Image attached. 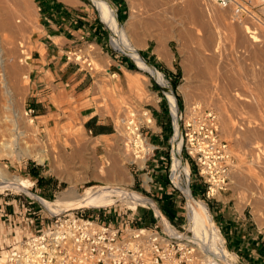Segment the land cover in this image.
Returning a JSON list of instances; mask_svg holds the SVG:
<instances>
[{
	"label": "rangeland",
	"instance_id": "374dc122",
	"mask_svg": "<svg viewBox=\"0 0 264 264\" xmlns=\"http://www.w3.org/2000/svg\"><path fill=\"white\" fill-rule=\"evenodd\" d=\"M0 1H1L0 7H7L16 13L17 11L20 10L18 6V0H14V1L0 0ZM19 1L21 2L24 1L26 3L28 2L27 4H30V8H31V9L29 8V12H28V19L31 25L29 26L30 27L28 32L29 34L27 33L28 34L27 48H29L27 52L30 51L31 54V51L33 49V38L37 33L40 32V28H41L40 16H39L40 14L37 4L34 2V0H19ZM106 1L109 3L113 11L115 12L116 10L111 5L110 0H106ZM131 1L132 0H118V3H121V6L123 7L125 12L122 15L119 14L120 16L117 19L116 25L123 26L126 20L128 19L131 12ZM202 1L200 0V3L202 4L203 7L207 6L205 10L208 13L210 12L209 9H212L214 7L215 8L218 7L217 9L219 10L223 9L217 12V14L215 13L212 14L211 20L213 21L211 22V24L213 29L217 27L219 31L221 32L223 31L224 33H227V24L229 21L232 20L230 19V16L231 18H233L232 21H235L234 17H232L233 14L232 7L223 8L221 5L215 3L212 0H207V1L202 0ZM239 1L243 2L249 8V10H247L246 13L242 14L241 19H243V22L245 23L246 21V24L255 27L258 33L257 35L260 36L261 38L264 37V32H263L264 31V0H239ZM184 2L185 0H179V1L176 0L175 8L176 9L180 8L179 10L181 11L186 10L183 9L186 8ZM94 3L96 4L95 1ZM98 9L101 13V19L105 21V15L102 16L104 10L100 8ZM96 15H97V20H99L100 16L97 9H96ZM218 16H220L221 18ZM247 17L251 19H248ZM201 23L203 22L200 21L193 22L189 20L187 22L186 20L185 23L183 24L175 23L173 25H169L171 27H169L168 25L164 26V25H156V24H153L154 25L153 26L151 24V26H149V28H147L144 31H142V29L140 28V32L142 31L146 35H149V36H145V39L143 40V44L147 42V45L149 44V46L155 50V53L158 57V62L156 60H153L151 62L145 57L142 50L143 46L137 48L135 47V49L141 54L142 57L150 61L151 64H153L158 70H160L162 73L163 72L165 73V76L163 73L162 77L159 80L150 70H147L148 73L141 70L137 65L135 59L132 58L130 54L123 52L122 50L117 49L113 46L111 42V37L113 36V32L111 31L109 26L108 28L111 34L108 35L109 39L106 40L107 44L105 45L104 48L94 43V41L91 38H88L87 36L80 38L79 40L74 42L73 45L66 47L65 61L67 60L69 61L67 66H71L70 69L71 72L75 70L77 71L76 77L73 79H69L70 86L67 85L66 88L63 87L62 89H59L57 91L55 90L53 92H49V94H41L40 96L39 95L34 96L32 94V88H31L30 63H28V65L26 66L27 68L24 69V71L20 72V75L15 79V81H12V84H14L13 89L15 90V101L12 111L15 112L16 114L18 112V117H14L12 116L14 114L12 112L10 113L11 117L8 119V121H6V123L7 122L8 123L7 124L5 123L6 125L0 127V141L3 142L4 139V137L1 135L3 129H6L7 127L10 128V126L14 127L15 125L18 127H23L22 125H25L27 123L29 124L31 122L30 128L28 127L27 129L28 134L31 138L28 137L30 139H28L29 141L28 143H25L27 144L25 146L28 145L29 147L32 146L33 147L32 149L36 148V152L38 151L37 149L44 148V146L46 148L47 147L49 148V144L51 145L52 143L56 146L55 148L58 151V153H61L59 154L60 156L63 153V149L59 147L61 143L65 144L69 136L74 137L76 135H80L84 133L86 139H88V141H90L93 144L95 143L96 145H94L95 147L92 148L94 150L90 149L88 153L85 155L87 161L85 165L81 164L79 161L73 163V166L70 169L72 175L73 176L75 175L74 177L76 178L78 177L80 178L82 176L83 178H86L85 181H81L76 184H73L69 181L60 178L61 175L59 176L58 173L60 174L63 173L64 161L62 162V159L58 160L59 156L57 157V159H55L50 151L39 150L38 156L36 155V153L32 155L20 154V151L17 149V146L15 144H11L13 142H10L8 143L9 147L0 145V165L4 166L11 175H16L25 179L29 183V186L32 184L31 183L32 181H35L38 186H42L43 189H45L50 194V195L47 194L49 198L46 199V197H44V199L53 203L54 205L53 204L52 205L55 208H59L60 210L64 208V205L58 204V199L64 196V193L68 191L70 188L76 187L79 194H82L90 187L104 185L105 182L95 177L94 173L102 172V170L108 166V162H109L108 159H110L109 157L111 156L116 155L118 160H120L124 164V167L126 169L131 170L134 176L135 173L138 174L139 172H135V166L129 163L128 161L130 155L126 154V149L122 142V136H120L117 132H115V129L113 133L102 136L97 135L85 125L86 119L89 115L94 114L95 116H100L101 119L113 123L114 125L115 122L116 123L118 122L117 116L119 115V112L122 110L123 105L126 104L128 101L137 104L148 103V106H151L152 103L156 104L157 100L160 97L161 102L164 103L167 99L165 94H163V92L161 91V86L159 84H161L163 89L166 91L164 85L165 83L171 89L172 94L178 103L181 102L182 105L184 104L189 105V103L191 102H199L203 106H214L215 109H217V111L220 113L222 134L224 138L229 142L236 157V168L232 172L231 182L229 188L226 190V194L228 196H232V198L236 200V203L241 208L246 207L247 213H249L253 217V219L256 220V223H258V225H260L264 229V202L262 204L260 203L259 205L258 204L255 205L254 203H252V195L250 192L251 189L249 190L246 185V183L248 182V180H246L247 179L246 177H248L247 174H250V172H253L256 175H258V177L260 178V182L262 184L264 183V172L263 173H261V171L258 172L259 170L258 165H260V163L262 165L264 162V153L258 149H256V151L250 150L249 145L251 144L249 145L247 144L246 148L243 145L238 144V139H239L238 137L241 136L240 133L243 131L245 126L250 123L252 124L254 122H258L259 121L258 119H261V116L253 117L252 114H250L251 112L244 105L241 106L243 108L240 107L231 108L228 105L225 107V109L221 108L218 104H216V100L214 102V98L210 97L209 94L206 96H202L201 93L199 92L200 91L198 89L199 80H197L196 78V67H197L196 61L197 58H199V54H198L199 48H201L199 41L201 43V39L202 41L206 39L209 40L210 31H211L210 29H212V28L209 29L208 26L205 27V24H202L201 26ZM204 31L207 33H205ZM190 32H192L197 37L200 36L201 39L200 40L191 39L187 35V33ZM161 34H166V49L168 51V55L166 56V58L160 56L156 51V45H157L156 38ZM202 36H204V39ZM57 40L60 41L58 38ZM226 42L227 43H226V47L224 48V51L225 52L227 51L226 53H228L229 55L226 58L227 68L225 71L227 72V74H229V72H233L234 68L237 66L238 57L236 56V54L235 55L233 54L235 53V51L230 52V50H228L230 48V44L228 40H226ZM108 51L110 52V54L108 53ZM87 55H89V57L91 58V62L94 70L90 69L87 63L83 61V59ZM21 56L23 55H20L19 59L21 58ZM77 56H80L81 58L78 59ZM122 57L130 59L134 63L135 67L133 69H130L134 71V73L135 72L146 73L147 75L145 77L146 83L144 84V86L146 88L147 96L136 95V92H134V90L130 87L129 80L125 71V66L122 67L118 66L119 63L124 64L123 62L117 60V58H122ZM183 58H190L191 59L190 61L196 58L194 60V63L196 65L195 64L192 65V68L190 70L191 75L188 78L189 79L188 91L190 90L189 92H184L181 88V86H183L187 80L185 66L184 63L182 62ZM27 60L29 61V57H27ZM166 62H168L169 64L174 63V66L177 68L179 74L175 80L169 77L167 71L164 69V65ZM232 64H234V66ZM229 68L233 70L231 69L229 70ZM238 68L241 70L240 66ZM83 75H85L86 77V83L78 86L77 90H75L73 87V83H75L80 78V76ZM25 76H29V82L27 83L28 85L25 83V81H27V78ZM98 79L105 81V86L100 91L97 88ZM166 79L170 81V84ZM149 82H152L154 84L151 87L152 91H149V89L147 88V84ZM158 90H159V92H157L158 95L155 96L154 100H151V96H152L151 93H156V91ZM37 97H41V99L36 100ZM30 108H33L34 111H32ZM225 115L229 117L230 124L234 126L236 133L225 131L223 125L224 124L223 117ZM81 131L84 132L82 133ZM171 134L172 131L169 132V136ZM6 138L7 136H5V139ZM96 138L99 139L97 142L95 141ZM153 139L156 142L165 143V140H161L158 136L153 137ZM166 145L167 147L170 148L169 142ZM66 150L68 151V153L69 152L71 153V151H73V148L70 145L68 148H66ZM249 150L252 153H250ZM18 153L20 154V156ZM58 153H56V155H58ZM39 158H43V161H40ZM48 178H50L55 183L51 185L49 188H46L42 183V179H48ZM241 179L243 180V182ZM239 182H241L242 185L239 184ZM178 183L180 184V182ZM111 186L117 187L116 185H111ZM120 187H123L131 192L138 193L137 191L132 190L137 188L136 185L121 184ZM192 187L194 191H197L199 188L202 187L201 182L197 179V177L194 178L192 182ZM4 189H8V191L10 192H14L18 190L15 188H0V191ZM29 191L31 192V194H33V192L30 189ZM54 193H56L57 196H55ZM144 194L147 193L144 192ZM195 196L196 198H194V200L191 201L192 203H195L193 201L198 202L203 200V196L196 194ZM249 198L251 199V201ZM118 203L119 205L122 204L123 207H125V205L130 204L123 198L118 199ZM204 203L206 204V202ZM162 204L164 211L170 217H172L173 220H175L178 224L186 223L187 228H189V230L191 224L193 226L196 225L199 228L200 227L203 228L204 226L207 225L206 217L202 211L200 203H195V206L192 205L191 212L188 211L190 207L189 206L190 200H188L187 202L185 197L178 199V203L174 202L173 199L167 201L162 200ZM209 209L211 211V208ZM139 212L145 215L147 213H150V211L144 207H140ZM188 215H190V220L188 219ZM211 221L217 228L218 225L215 222V219L211 217ZM218 229L219 228H217V230ZM218 234L221 237V239L218 240L219 242L218 245L220 244L219 246L229 251V255L227 256V259L229 260L230 264H246L240 257H238L236 253H233L231 249H229L226 245H224L225 238L223 234L220 233L219 231ZM193 238L195 240L194 235Z\"/></svg>",
	"mask_w": 264,
	"mask_h": 264
},
{
	"label": "built area",
	"instance_id": "2783aa9c",
	"mask_svg": "<svg viewBox=\"0 0 264 264\" xmlns=\"http://www.w3.org/2000/svg\"><path fill=\"white\" fill-rule=\"evenodd\" d=\"M212 1L222 7H232L238 14L249 10L239 0ZM111 5L114 7L112 2ZM99 16L101 19L100 12ZM83 61L93 69L89 55ZM153 85L147 84L149 91ZM165 96L172 131L168 138L170 148L150 137L148 130H154L157 121L148 103L124 104L114 129L122 136L126 154L130 155L128 161L141 177L140 184L178 203V199L187 195L174 179L176 124L172 103ZM177 121L181 133L180 155L190 166L189 174L183 172L182 179L188 180L193 194L203 196L210 208L209 201L229 188L236 164L234 152L221 131L220 113L214 106L180 102ZM195 177L202 185L197 191L192 187ZM31 183L29 189L33 194L26 190L0 191V264H220L193 240L186 223L173 220L162 209L159 198L144 194L135 182L130 184L137 186L132 190L155 203L150 200L146 204L123 207L116 200L59 212L44 201L49 193L35 181ZM140 207L151 211L152 224H146L137 213Z\"/></svg>",
	"mask_w": 264,
	"mask_h": 264
},
{
	"label": "bare ground",
	"instance_id": "6f19581e",
	"mask_svg": "<svg viewBox=\"0 0 264 264\" xmlns=\"http://www.w3.org/2000/svg\"><path fill=\"white\" fill-rule=\"evenodd\" d=\"M94 1L96 2L98 8L104 10L102 16L105 15L104 23L109 26V28L113 32V36L111 37V42L113 46L117 49L122 50L123 52L130 54L133 58H135L138 65L142 69L149 68V70H151V72L158 78V80L162 77L163 73L151 64L150 66H148V64H146V62L141 59L142 57L139 56L138 51H136L135 49L136 45L139 47L144 46L143 40L145 39V36H149L143 33L142 31L149 28L151 24L169 26L175 23L183 24L186 20L187 22L188 20L193 22H203L201 23V26L202 24H205V27L208 26L210 29L212 28L211 22L213 21L211 20L212 14H217V12L223 10L217 9L218 7L212 8V6V9H209L210 12L208 13L205 10L207 6L203 7L200 3V0H185L184 3L186 5V8L183 9L186 10L183 11L179 10L180 8H175L176 0H132L133 2L131 1L130 15L124 25L119 26L116 25L117 19L115 16V12L113 11L109 3L106 0ZM27 3L18 0V6L20 10L17 11V13L13 12L7 7H0V127L8 123H6V121H8V119L11 117V112L14 114L12 116L18 117V112L16 114L12 111L15 101V90L13 89L14 84H12V81H15V79L20 75V72L24 71V69L27 68L26 66L29 63L27 57L30 56V51L27 52V50L29 49L27 48V45L29 34L28 32L30 29L29 26L31 24L28 19L30 4ZM183 13L186 15H184ZM232 17H234L235 21H232L233 18H231L230 16V19L232 20L229 21L227 24V33L219 31L217 27L214 29L212 28L210 29L211 31L209 40L206 39L202 41L200 36L197 37L192 32L187 33V35L193 40L201 39V43L199 41L201 48H199V51L197 50L199 54V58H197L196 61L197 67L195 66L196 78L197 80H199L198 89L200 90L199 92L202 96H206L209 94L210 97L214 98V102L216 100V104H218L221 108L225 109L227 105L231 108H243L241 106L244 105L248 108V110L251 112L250 114H252L253 117L261 116V119H258V122H254L252 124L250 123L245 126L243 131L240 133L241 136L238 137V144L243 145L245 148L247 144H251L249 145L250 150L256 151V149H258L264 153V37L261 38L257 35L258 33L255 27L246 24V21L245 23L243 22V19H241V13L238 14L237 12H233ZM140 28L142 29L141 32ZM202 37L204 39V36ZM226 40H228L230 44V48L228 47L229 49H226L230 50V52L235 51V53L233 54H236V56L238 57L237 66L234 68V71L229 72V74H227V72L225 71L227 68L226 58L229 55L228 53H226L227 51H224V48L226 47L227 43ZM156 41V51L159 52L160 56L166 57V55H168V51L166 49V34L159 35L156 38ZM20 55L23 56H21V58L19 59ZM77 57L78 59L81 58L80 56ZM190 60V58H183L182 60L187 74L186 83L181 86L184 92L190 91H188V78L191 75L190 70L192 68V65L195 64L194 60ZM232 65L234 66V64ZM239 66L241 70L238 68ZM230 69L231 68H229V70ZM25 77L27 78V81H25V83L27 84L29 82V76ZM139 83H136V94L142 91V86H140ZM97 84V88L100 91L104 88L105 81L98 79ZM164 85L166 91L163 89V87L162 89L163 92L167 94L169 98H171L170 100L172 103V112L176 124V133L174 135L176 139L174 147L175 158L173 166L174 179L179 185V187H181V189L187 195V202L188 200H190V207L188 211H192V205L195 206V203H200L202 211L207 221V225L203 228H199L196 225L193 226L192 224L190 225V230L195 237V240H193L197 244H199L206 251V253H208V255L213 256L214 259L218 260V263L221 264V262H226L230 264L229 260L227 259L229 251L219 246L220 244L218 245V240L221 239L218 234V231L220 233L221 231L219 229L217 230L218 227L216 228L215 225L212 223V214L209 207L206 205L207 203L205 204L204 200H202L204 202L193 201L195 203H192L191 201L194 200L196 196L191 191L190 186L187 183L188 180L183 181L182 179L183 172L189 174L190 166L189 164L183 162L180 155L181 133L179 129V123L177 121V117L179 116V103L172 98L169 87L165 83ZM151 95V99H154L156 96L153 93H151ZM223 118V125L225 131L236 133L234 126L230 124L229 117L225 115ZM30 123L22 125L23 127L13 125L14 127L10 126V128L7 127L6 129H3L1 135L4 137V139L3 142L0 141V145L9 147L8 143L13 142L11 144H15L17 146V149L20 151V154L25 155H32L36 153V155L38 156L39 150L50 151L53 154L54 158L57 159V157L61 153H58L55 148L56 146L52 143L51 145L49 144V148H46L44 146V148L37 149V152L36 148L32 149V146H25L27 145L25 143H28V139L31 138L27 130L28 127L30 128ZM81 132L83 133L84 131ZM5 136H7L6 139ZM84 136L85 133L76 135L74 137L69 136L65 144L61 143V145H59V147L63 149V153L59 156L60 158L58 157V160L62 159V162L64 161V166L63 173H58V175H61V179L69 181L73 184L86 180V178H83V176L80 178H76L74 177L75 175H72L70 169L73 166V163L79 161L81 164L85 165L87 162L85 155L90 149L94 150L92 148H94V145H96L95 143L93 144L88 141V139H86V136ZM70 145L72 146L73 151H71V153H68L66 148H68ZM56 153H58V155H56ZM250 153L252 152L250 151ZM109 158L110 159H108V166L105 167L102 172L94 173L95 177L106 183L116 182L118 184L125 185L131 184L132 173L124 167V164L120 160H118L116 155L111 156ZM39 159L40 161H43V158ZM263 164L261 165L260 163V165H258V172H264ZM235 168L236 164L234 169ZM247 175L248 177H246V180H248V184L246 183V185L249 190H252H250L252 195V203H254L255 205H259L260 203L262 204L264 202V183L262 184L258 175L253 172H250V174ZM146 178L148 177L145 175V179ZM178 182H180V184ZM239 184L242 185L241 182H239ZM0 188H15L18 190H26L27 192L31 193L29 191V183L25 179L16 175H11L2 165H0ZM120 198L125 199L133 207L138 203L146 204L151 200L148 197L142 196L141 194L136 192H131L123 187H112L111 185L107 184L103 186L90 187L82 194H79L76 187H72L64 193V196L58 199V204H63L64 208H62L61 210H64L72 207L106 205L113 203ZM44 201L46 202L49 208L53 209L56 212L60 211V209L55 208L53 206L54 204L50 201H46L45 199ZM151 202H153V200H151ZM188 219L190 220V215H188ZM165 222L167 223L166 220ZM187 229L189 230V228Z\"/></svg>",
	"mask_w": 264,
	"mask_h": 264
},
{
	"label": "crops",
	"instance_id": "0c3cea01",
	"mask_svg": "<svg viewBox=\"0 0 264 264\" xmlns=\"http://www.w3.org/2000/svg\"><path fill=\"white\" fill-rule=\"evenodd\" d=\"M110 1L117 9L118 16L116 11L115 14L116 19H118L120 16L119 14L122 15L125 11L121 6V3H118V0ZM34 2L37 4L39 10L41 28L40 32L33 38V49L29 56L30 79L32 94L34 96H40L41 94H49V92H53L55 90L57 91L63 87L66 88L67 85L70 86L69 79L76 77L77 71L75 70L71 72V66H67L69 61H65L66 47L73 45V43L80 38L87 36L88 38H91L94 43L104 48L107 44L106 40L109 39L108 35H110L111 32L108 26L104 23V20H97L96 9L98 10V7L93 0H34ZM57 38L60 41H58ZM137 47L139 46H136V48ZM142 50L148 60L151 62L156 60L158 62L155 50L151 48L149 44L147 45V42H145ZM108 53L110 54L109 51ZM139 56H141L140 53ZM146 58L142 57L141 59L144 60L148 66H150L151 62ZM117 60L124 63L123 66H125L129 85L132 89L134 87V92H136V83L140 82L139 85L142 86V91L136 95L142 96L143 94V96H147V94L144 93L146 92V88L144 86L146 83V73H134V71L130 70L135 67L134 63L130 59L122 57L117 58ZM139 68L148 73L147 70H149V68L142 69L140 66ZM164 69L167 71L169 77L173 78V80L178 77L179 72L174 66V63L169 64L166 62ZM85 83L86 77L83 75L80 76L75 83H73V87L77 90L78 86ZM153 94L156 95V93ZM170 94L175 100L171 89ZM39 99H41V97L36 98V100ZM150 108L156 116L157 121L154 130H148L150 137L153 141V137L155 136H158L161 140H165V143H157L167 147L166 144L169 142V132L171 131L167 105L165 102L162 103L157 100V103H152ZM93 116L95 115H89L86 121ZM96 123L103 124L105 126L97 133V135L102 136L114 132L113 123L101 119L100 116H96ZM90 130L93 131L92 129ZM98 140V138L95 139L96 142ZM129 171L132 173L131 170ZM140 180L141 177L139 174L135 173L133 176L132 173V182L137 183L143 192L147 194L150 193L149 195L159 198L161 207L164 210L162 200L167 201L172 198L168 195H161L153 189L152 191H148L147 188L140 184ZM107 184L116 186L121 185L116 182L104 183V185ZM209 202L215 222L219 226L226 240L227 247L234 251L238 257L244 261V263L264 264V229L256 223V220L253 219L249 213H247L246 207L241 208L232 196H228L226 194V191L221 192L216 198L211 199ZM139 209L137 213L143 217L144 222L146 224H152L154 222V218L151 215V211L146 208L150 211V213L145 215L141 214Z\"/></svg>",
	"mask_w": 264,
	"mask_h": 264
},
{
	"label": "trees",
	"instance_id": "16d2710c",
	"mask_svg": "<svg viewBox=\"0 0 264 264\" xmlns=\"http://www.w3.org/2000/svg\"><path fill=\"white\" fill-rule=\"evenodd\" d=\"M125 58V57H123ZM85 125L92 129L95 134L100 132L101 129H103L105 126L103 124H97L96 123V116H93L89 120L86 121ZM42 183L46 188H49L51 185H53L55 182H53L50 178L48 179H42Z\"/></svg>",
	"mask_w": 264,
	"mask_h": 264
},
{
	"label": "water",
	"instance_id": "95a60500",
	"mask_svg": "<svg viewBox=\"0 0 264 264\" xmlns=\"http://www.w3.org/2000/svg\"><path fill=\"white\" fill-rule=\"evenodd\" d=\"M154 77H155V76H154ZM157 81H158V80H157ZM223 263H224V262H223ZM224 264H228V263L225 262Z\"/></svg>",
	"mask_w": 264,
	"mask_h": 264
}]
</instances>
